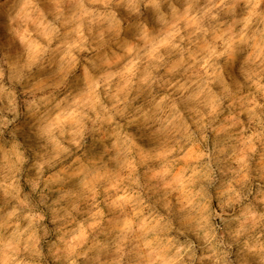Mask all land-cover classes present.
<instances>
[{"label": "clouds", "instance_id": "9594fccd", "mask_svg": "<svg viewBox=\"0 0 264 264\" xmlns=\"http://www.w3.org/2000/svg\"><path fill=\"white\" fill-rule=\"evenodd\" d=\"M0 264H264V0H0Z\"/></svg>", "mask_w": 264, "mask_h": 264}]
</instances>
